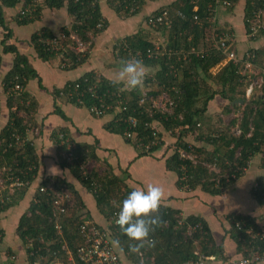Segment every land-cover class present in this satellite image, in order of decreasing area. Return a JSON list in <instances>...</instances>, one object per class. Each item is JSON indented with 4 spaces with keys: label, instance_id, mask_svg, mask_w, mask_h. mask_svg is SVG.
<instances>
[{
    "label": "trees",
    "instance_id": "trees-1",
    "mask_svg": "<svg viewBox=\"0 0 264 264\" xmlns=\"http://www.w3.org/2000/svg\"><path fill=\"white\" fill-rule=\"evenodd\" d=\"M106 1L118 16L124 18L137 15L145 3V0ZM211 1L196 0L198 9L194 11L190 0H173L164 7L171 14L172 24L170 29L144 26L145 28H139L135 33L116 41L114 54L118 59L129 62L130 60H138L148 67L157 68L153 76H148L145 79L147 82L153 80L152 90L144 89L141 92L139 89L129 90L120 84L114 85L112 81L106 80L104 77H98L91 72H87L76 80L68 82L61 90H56L55 93L59 95V92H62L61 97H64L67 101L88 109L93 104L98 105V101L88 91L89 86L95 85V91L98 94L106 93L107 90H117V87L122 88V96L126 98V110L117 111L111 108L105 110L102 115H94L98 117L106 114L111 116L109 123L105 124L106 130L123 136V131L127 126L124 118L127 115H133L137 119V125L134 128L136 137H139L145 143L152 138V128L148 124L153 119L159 120L162 128L175 137V142L180 147L187 148L190 143L185 140V137L187 134L193 135L195 143L192 142L191 148L197 154L200 163L186 164L187 175L189 176L188 191L199 187L204 192L218 195L224 187L244 174L248 161L253 156L260 155L264 165V101L258 95L252 96L248 101L244 98V87L248 80L238 73L239 64L227 62L219 65L222 55L217 51H210L202 57L191 56L186 62L177 61L174 55L168 58L166 53L160 54L157 58L147 57V50L155 48V44H158L162 51L203 46V39L208 33V23L205 17L207 6ZM230 3L231 6L225 8L228 12L233 10L238 0H230ZM131 5L136 6V9L132 12L130 11ZM259 6L260 2L257 0H245L243 24L246 31L252 13ZM63 7L66 8L72 18L71 24L63 26L56 33L47 28L35 30L29 37V45L39 58L48 60L59 56V61H65L66 63L64 67L74 68L85 62L88 57L91 39L107 26V21L100 12L99 0H0V28L6 31L0 37V65L2 54H12L11 66L2 78L5 92L16 81H19L24 87L27 81L35 76L33 69L30 67L28 56L20 52L16 45L7 42L11 38V31L5 24V14L10 10L12 20L19 25H26L38 20L43 8L52 10ZM162 7L154 10L153 13L157 12L158 9H162ZM23 9L28 11L21 15L19 12ZM177 12H180L182 16H178ZM194 13L198 15L196 23L192 19ZM99 21L102 22V27L97 29L96 24ZM227 29L231 30V28ZM70 32H76L81 39L89 42L84 53H75L68 49L67 44L72 43L69 38L67 39ZM154 32L159 33L163 39L154 41L158 37V34ZM59 33L65 34L66 39H63L62 46L57 52L47 44L39 41L40 38H53ZM260 35H264V30L258 31V36ZM247 51H253L257 55V60L264 55V48L261 50L249 48ZM137 52L139 53L138 56L136 55ZM240 55L243 58L244 53H240ZM171 64L179 69V74L172 75L168 73ZM218 65L216 72L212 73V68ZM75 84H78V87L75 88ZM172 86L179 89L177 95L179 98H177L173 113L170 116L165 117L160 114L151 116L147 110L148 103L138 105L139 97L142 94L151 92L157 94L166 89L172 96L170 90ZM25 96L27 95L22 92L19 98L23 100V103H19L17 97H7L8 118L4 124H0V167L6 165L16 175L27 171L24 179L33 184L37 177V166L39 164L35 145L25 140L23 144L18 141V143H15L14 138L15 134H18L20 138L25 137L29 124L31 125L29 119L32 105L30 103L25 108ZM216 96L226 101L221 116L233 115L228 120H224V117L218 114L210 129L200 128V122L208 123L209 118L205 115L206 107L208 102ZM77 98L81 99V103H76ZM238 100H241L242 103H239ZM106 102L112 103L114 106L115 98L108 99ZM14 103L16 107H14ZM21 108H24L29 119L18 115L17 110ZM237 112L241 114L240 118L237 117ZM236 124L240 130L239 134H235L229 129V127ZM224 125H226V130L222 132ZM249 125H251V129ZM58 133H62L63 137H68L65 128L59 129L57 134L54 135L56 161L60 168L68 170L73 181L64 176H56L54 188L68 189L74 200L73 204L68 206L64 213L59 214L55 212L53 206V193L39 191L37 187L34 189L27 208L18 218L15 229L17 238L25 251L26 264H31L32 261L38 258L41 259L42 264H46L54 259L53 252L55 251L61 258H66L65 249H62L63 246L74 255L76 247L82 242L79 225L90 219V214L85 209V204L74 186L76 182L92 195L98 212L106 221V225L100 226L106 229L111 245L119 258V254L123 253L132 262L139 264L138 253L140 252L145 259L152 260L154 264L163 262L182 263L188 258L194 257L193 252L198 250V253L205 257L214 256L215 259L226 260L222 246L215 243L209 228L201 217L188 215L182 218L179 210L161 203L158 211L150 214L151 217L156 218V223L151 225L149 237L133 251L131 246L137 245L138 242L122 233L112 217L113 213L119 210L120 202L132 189L128 188L119 177L114 176L108 165L101 174H98L96 169L87 172L85 165L88 157L93 159H96V157L92 154L89 156L78 143H74L73 148V154L76 158L68 162L63 157V152L66 151L65 139H60ZM159 134L158 131L157 135L160 136ZM68 139L70 138L68 137ZM124 140L129 141L125 138ZM200 141L208 143L210 148L207 149L201 146ZM161 147V145H157L148 150L140 147L139 152L141 155L150 154ZM237 150L239 154L235 156ZM202 161L215 163L219 172L206 168L201 163ZM180 163L177 154L171 153L169 150L167 166L175 170L177 177L179 173L177 167ZM256 182L258 188L256 190L252 189L253 196L262 204L260 198L261 196L264 197V176H259ZM38 184H45L44 179L41 178L35 186ZM177 185L180 188L178 178ZM28 187H18L13 189L12 192L8 188L2 190L0 217L9 208L19 205V202L29 194ZM227 219L230 225L228 232H230L231 238L236 243L240 256H244L246 255L244 248L247 247L249 234L257 231L264 232V218L259 220L249 215H228ZM236 222L243 224V226L238 229L235 226ZM189 227L194 229L190 234H187ZM3 239L4 232L0 228V250L3 249ZM263 241H258V243L263 245ZM7 250L9 253L14 254V251L12 252L10 248H7ZM31 252L32 254H30Z\"/></svg>",
    "mask_w": 264,
    "mask_h": 264
},
{
    "label": "crops",
    "instance_id": "crops-1",
    "mask_svg": "<svg viewBox=\"0 0 264 264\" xmlns=\"http://www.w3.org/2000/svg\"><path fill=\"white\" fill-rule=\"evenodd\" d=\"M161 1L145 0L137 15L122 19L123 17L118 16L109 7L106 0H99L100 12L106 19L107 26L92 38L85 62L74 68L64 67L66 63L65 61L60 62L59 56L48 60L39 58L29 45V37L35 30L47 28L56 33L63 26L70 25L72 18L66 8L52 10L43 8L40 18L26 25H19L12 20L11 16H9L11 15L10 10L5 14V24L11 31V38L7 42L13 43L20 52L28 56L30 67L35 73V76L27 81L23 90L27 95L25 96V102L31 103L30 105L33 106H31L30 110V119L27 117L25 110L21 111V114L23 118L29 119L31 123L27 129L26 138L27 141L35 145L39 164L34 185L28 189L29 194L19 202V205L9 208L0 217V228L4 232L2 249L4 251L1 254L2 250H0V264L6 263L4 253L8 252L7 248H10L12 252L22 250L21 244H19L21 242L15 233L17 221L20 214L27 208L36 187L35 185L40 182V179L64 176L73 181L68 170L60 168L56 161L54 135L62 128L66 129L68 137L74 143L81 145L89 156L91 154L95 155L96 159L88 157L87 162L92 163L93 169H96L98 174H101L106 165H108L112 174L123 180L125 185L132 190L146 189L150 184L159 186L162 189L160 202L162 205L179 210L182 218L188 215L201 217L209 228L215 243L222 246L223 254L226 258V260H218L214 256H210L211 259L207 261V264H228L231 260L240 256L236 243L231 238L230 232H228L230 226L227 219L228 215H249L259 220L264 218V205L253 196L252 190L257 178L264 176V165L260 155L253 156L248 161L244 174L224 187L223 191L218 195L204 192L199 187L184 191L177 185V173L175 170L167 166L168 147L162 146L157 151L141 155L139 148L135 146V141H126L121 134L106 130L105 124L111 120L110 115L94 116L83 106L71 103L61 97L62 92H59V95L55 93L56 90H61L68 82L76 80L87 72H91L98 77H104L109 81L116 79L122 64L129 62L120 60L115 56L114 45L117 44L116 41L135 33L139 28H143L142 19L146 18L144 17L145 14L147 16L149 13L147 10L148 3L152 2L154 5L150 9L153 11L161 7L160 5L162 4L157 5L156 3ZM163 1V5L173 2V0ZM244 4L245 0H238L233 10L228 12L225 9H220L218 16L219 25L223 28H231L234 32L237 53L238 50L240 51L239 53H244L249 48L258 50L264 48V35L258 36L257 34L255 35V38L258 36L256 39L246 37V29L243 24ZM143 6L146 8H143ZM133 18L136 20L132 21ZM135 21H137L136 24H134ZM33 25L35 27L28 31L26 35H23L24 30L20 35L18 34L21 27ZM1 31L3 33L6 32L5 30ZM155 34H158V37L154 41L163 39L159 33L156 32ZM11 62L12 54H2L0 65V124H4L8 118V108L6 106L8 95L3 89L2 78L10 68ZM139 66L144 71L145 77L142 86L137 88V90L139 89L140 92L144 89L152 90L153 80L147 82L145 79L148 76H153L157 68L148 67L142 63ZM218 67L219 65L212 68V73L216 72ZM120 85L128 88L126 80ZM239 102L242 103L241 101ZM76 103L78 102L76 101ZM224 104H226V101L219 96L210 100L205 112L210 122H200V128L210 129L217 115H222ZM26 107L28 106L26 105ZM232 115L221 117H224V120H228ZM151 123L160 132L161 138H165L168 142L175 140L171 133L162 128L159 120L153 119ZM185 140L195 143L193 135L187 134ZM200 145L207 149L210 148V145L204 141H200ZM74 186L85 204V209L90 214V219L101 226L106 225L104 217L96 208L92 195L77 182ZM7 232L14 235L12 240H15V242L11 244L6 242ZM117 250L119 251V249ZM119 256L124 264H136L123 253L119 254ZM17 263H19L18 259Z\"/></svg>",
    "mask_w": 264,
    "mask_h": 264
},
{
    "label": "built area",
    "instance_id": "built-area-1",
    "mask_svg": "<svg viewBox=\"0 0 264 264\" xmlns=\"http://www.w3.org/2000/svg\"><path fill=\"white\" fill-rule=\"evenodd\" d=\"M125 1V0H124ZM260 2V6L252 13L250 20L248 21V27L246 31V37L253 39L255 35L258 34V31L264 30V0H257ZM190 3L193 4V10L197 11L198 6L196 4V0H190ZM231 6L230 0H212L209 2L207 6V14H206V21L208 23L207 29L208 33L205 35L203 39V46L195 47L190 46L186 49H175V50H160V46L155 44V48L147 50V57L148 58H157L160 54L166 53L167 57L174 55L177 61L186 62L189 60L191 56H199L202 57L210 51H217L222 55V60L219 65L225 64L227 62L238 63L239 69L238 73L241 76H245V79L248 81L245 83L244 87V98L248 101L252 96L258 95L264 101V69L259 70L257 67V55L253 51H245L244 56L238 54L235 48L236 36L233 31L223 28L218 23V16L220 9H225ZM136 6L131 5L130 11H134ZM28 10L23 9L20 10V14L23 15ZM178 16H182L180 12H177ZM193 21L196 23L198 20V15L196 13L193 14L192 17ZM172 24L171 14L167 8H162L157 10L155 13H150L145 18V25L146 27H164L165 29H170ZM102 27V22L99 21L96 24V28L100 29ZM69 38L72 41L71 44H67L68 49L75 53H84L87 50L89 42L84 41L81 39L76 32H70L67 39ZM63 39H66L65 34L59 33V35L54 36L53 38H40L39 41L41 43L47 44L52 50L56 52L62 46ZM138 52L136 55L138 56ZM133 60H130L132 62ZM169 74L177 75L179 74V69L174 67V65H170L169 67ZM78 87V84H75V88ZM117 90L109 91L107 90L106 93L98 94L96 93L95 85H91L88 87V91L91 92V96L95 97L98 101L97 104H93L88 107V112L93 115H102L105 110H109L113 108L117 111H124L126 110V102L125 97L122 96V88L117 87ZM24 90L23 85L16 81L10 89L6 92L8 97H17L19 103H23L21 94ZM172 92L171 94L166 90H162L157 94H143L139 97L138 105H144L148 103V114L153 116V114H160L165 117L170 116L173 113V107L176 104L177 95L179 93V89L172 86L170 87ZM115 98V105L113 106L112 103H107L106 100ZM76 101L81 103V99L77 98ZM25 105H28V102H25ZM24 111V108L18 109L17 113ZM20 116V115H19ZM22 117V115H21ZM237 117L240 118L241 114H237ZM125 123L127 126L123 131V137L130 141H135V146L137 148L143 147L145 150H148L151 147L161 145L163 147H168L171 153L177 154V158L181 163L177 167L178 173V180L180 181V189L184 191H188L189 189V176L187 175V168L186 164H196L200 163L197 154L191 148V142H188L187 148L180 147L175 141L168 142L165 138H161L157 135L158 130L152 123H149L148 126L152 128L151 136L152 138L148 142H143L139 137H136V132L134 128L137 125V119L133 115H127L124 118ZM199 126V124H197ZM251 129V125H249ZM35 131V130H34ZM235 134H239L240 130L238 125L234 126L232 130ZM168 133H170L168 131ZM60 139H65V149L66 151L63 152V157L68 161L71 162L76 158L73 154L74 142L68 137H63L62 133H58ZM177 136V134H176ZM15 143L20 142L23 144L27 141L26 135L25 137H19L18 134L14 135ZM25 140V141H24ZM18 141V142H17ZM239 154L237 150L235 156ZM206 168L212 169L215 172H219V169L215 166V163H209L206 161L201 162ZM27 171L21 172L20 175H16L14 171L6 166L3 165L0 167V198L1 192L5 188H8L10 192L13 189L18 187H25L29 186L32 187V183L24 179L26 176ZM234 176L233 174L231 175ZM45 184L37 185V189L39 191H50L53 193V206L55 212L62 214L66 211L68 206L73 204V196L72 193L66 189H56L55 186V177H46L44 178ZM227 181V179H226ZM28 187V188H29ZM35 187V188H36ZM258 188L257 182L253 184V190ZM223 189V187H222ZM262 204L264 205V197L261 196L260 198ZM119 210L113 213V220L115 222L117 218V213ZM235 226L240 229L243 224L239 222L235 223ZM194 228L189 227L187 229V234H190ZM79 232L82 237V242L76 247L74 255L63 246L62 249H65L66 258H61L58 255L57 251L53 252L54 259L47 262L46 264H124L118 255L116 254L114 248L111 245L110 239L108 237L106 229L98 225L92 219H87L83 221L79 225ZM264 240V232H251L247 239V247L244 248L246 255L240 256L237 259L231 260L228 264H264V244L260 245L258 241ZM264 242V241H263ZM4 250H2L1 254ZM194 257L188 258L186 261L182 263H171V262H163L161 264H207V261L211 259L210 257H205L198 253V250H195ZM32 254V252L30 253ZM139 264H154L152 260L145 259L143 255L139 252ZM4 257H6V263H16L18 257L15 254H11L8 252L4 253ZM31 264H42L40 258L32 261Z\"/></svg>",
    "mask_w": 264,
    "mask_h": 264
},
{
    "label": "clouds",
    "instance_id": "clouds-1",
    "mask_svg": "<svg viewBox=\"0 0 264 264\" xmlns=\"http://www.w3.org/2000/svg\"><path fill=\"white\" fill-rule=\"evenodd\" d=\"M140 63L138 60L123 63L112 83L119 85L126 80L129 90L142 86L145 73L139 66ZM161 199L162 189L150 184L146 189L130 191L120 202L115 223L128 238L138 242L131 246L133 251L149 237L151 225L156 223V218L150 214L158 211Z\"/></svg>",
    "mask_w": 264,
    "mask_h": 264
},
{
    "label": "rangeland",
    "instance_id": "rangeland-1",
    "mask_svg": "<svg viewBox=\"0 0 264 264\" xmlns=\"http://www.w3.org/2000/svg\"><path fill=\"white\" fill-rule=\"evenodd\" d=\"M154 3V2H153ZM157 3V5H160V4H162V5H160V6H163L162 8H164L165 7V5H163L164 4V1L162 0L161 2H156ZM146 5V4H145ZM101 6H104V5H101ZM153 4H152V2L150 3H148V15L150 14V13H153L154 12V10H156V9H154L153 11H151L150 9L151 8H153ZM145 6H143V8H144ZM146 8V7H145ZM158 10H160V9H158ZM12 14V13H11ZM143 15V14H142ZM10 16V15H9ZM144 17H146V14L144 15ZM122 19H124V17L122 18ZM134 20H136V19H132V21H134ZM143 20V26H146L145 25V18L144 19H142ZM138 21V20H137ZM137 21H135V23L134 24H136L137 23ZM134 24H132L133 26H134ZM35 26L33 25V26H29V27H21V29H20V31L18 32V34L20 35L21 33H22V31L24 30V33H23V35H26L27 33H28V31H30L32 28H34ZM145 28V27H144ZM239 28V27H238ZM0 35H3V31H1L0 30ZM92 40V39H91ZM240 51L238 50V54H240L239 53ZM257 67H258V69L259 70H263L264 69V55H262V57H261V59H258L257 60ZM14 106H15V103H14ZM23 111V110H22ZM19 115L21 116L22 114H21V112L19 113ZM235 126V125H234ZM234 126H232V127H229V129L230 130H233L234 129ZM225 127H226V125H224L223 126V132H225ZM93 169V165H92V163L91 162H87L86 163V165H85V170L87 171V172H89L90 170H92ZM8 232H10L9 230H8ZM6 233V242L7 243H9V244H11V243H13V242H15V240L13 241L12 240V238H14V235L12 234H9V233ZM13 236V237H12ZM19 244H21V243H19ZM21 248H22V250L21 251H14V254L18 257V262L20 263V264H26V261H25V255H24V253H25V251H24V249H23V247H22V244H21ZM21 260H22V263H21Z\"/></svg>",
    "mask_w": 264,
    "mask_h": 264
},
{
    "label": "water",
    "instance_id": "water-1",
    "mask_svg": "<svg viewBox=\"0 0 264 264\" xmlns=\"http://www.w3.org/2000/svg\"><path fill=\"white\" fill-rule=\"evenodd\" d=\"M238 101H241V100H238ZM240 103V102H239Z\"/></svg>",
    "mask_w": 264,
    "mask_h": 264
}]
</instances>
